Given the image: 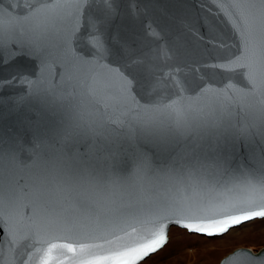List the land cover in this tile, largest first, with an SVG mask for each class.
Listing matches in <instances>:
<instances>
[{
    "label": "water",
    "instance_id": "water-1",
    "mask_svg": "<svg viewBox=\"0 0 264 264\" xmlns=\"http://www.w3.org/2000/svg\"><path fill=\"white\" fill-rule=\"evenodd\" d=\"M55 2L62 7L45 10L30 20L24 14L32 0H19V4L17 0L0 2L6 17L26 21L23 34L17 33L11 42L6 38L0 49V141L4 150H13L23 165H31L34 152L40 151L45 159L59 158L58 162L69 169L91 173L105 181L120 180L130 174V160L135 153H146L155 166H164L170 158L189 155L196 147L192 140L156 145L140 137L130 141L123 135L110 139L89 135L66 141L63 130L70 122L71 98L63 65L56 69L61 75L51 73L50 62L55 56L63 58L73 72L83 69L102 78L107 66H114L134 76L130 92L133 109L168 100L170 94L177 108L195 110L215 105L221 110L236 107L239 111V106L244 105L250 113L264 108V0H111L110 5L100 0H80L82 11L76 7L77 0ZM45 23L50 24V31L45 50L38 51L40 38L33 28ZM100 44L106 51L100 60L103 68L96 67ZM245 44L247 57L242 60L239 54ZM165 49L172 55H167ZM42 63L49 69L43 74ZM241 63L246 67H239ZM39 81V90L35 83H29ZM181 81L189 85L188 94L181 88ZM122 113L126 109L113 111L117 123L110 125L112 129L123 131L120 119L134 122L148 118L144 113ZM208 143L201 142L204 146ZM218 150L233 157V169L241 165L255 168L252 157L264 153V140L259 136L229 139ZM190 192L191 199L177 197L170 211L194 230L170 224L167 241L171 227L205 237L221 236L201 234L199 229L217 232L231 223L225 217L239 215L231 210L233 203L254 211L264 210V189L259 186L255 191L235 186L224 196ZM154 199L142 196L140 202L146 210L135 217H121L113 210L117 205L102 202L95 205L97 214L83 220L78 229H44L29 241L24 240L29 232L26 223L5 206L3 219L11 224L12 232L0 226V264H42V258L52 264H74V254L67 248L48 249L52 244L74 245L80 238L77 232L98 237L97 243L107 239L115 246L138 248L160 233L162 213L151 202ZM221 202L228 205V211L216 206ZM261 218L264 217L246 222ZM10 244L15 252L10 250ZM225 262L264 264V247L256 252L236 248L218 264Z\"/></svg>",
    "mask_w": 264,
    "mask_h": 264
},
{
    "label": "snow or ice",
    "instance_id": "snow-or-ice-1",
    "mask_svg": "<svg viewBox=\"0 0 264 264\" xmlns=\"http://www.w3.org/2000/svg\"><path fill=\"white\" fill-rule=\"evenodd\" d=\"M91 2L95 0H83V3ZM100 2L111 4V0ZM17 3L19 4V0ZM58 7L62 5L57 4L55 0H32L24 15L26 20H30L45 10ZM76 7L82 11L83 4L80 0H77ZM19 15L20 13H17L18 17ZM25 23L26 21L20 19L6 17L0 10V49L5 46L6 38L11 42L17 33L23 34ZM33 31L40 38L37 50H45V39L50 31V24L36 25ZM99 47L100 56L97 57L96 67L103 68L100 60L106 51L102 44ZM165 53L172 55L168 49H165ZM239 55L242 60L247 57L246 44ZM50 63L53 76L61 75L56 71L61 65L63 73L67 76L65 83L68 85L67 94L71 98V116L69 124L63 130V138L66 141L89 135L103 139L123 135L130 141L140 137L156 145H171L181 140H192L196 147L189 155L170 158L164 166H155L146 153H135L130 160L131 172L126 178L105 181L103 177L69 169L58 162L59 158L45 159L40 151L34 152L35 159L31 165H23L13 150H4L3 142L0 141V226L6 227L10 234L12 226L3 219L5 206L12 209L15 215L26 223L29 232L24 240L29 241L44 229H78L83 220L91 219L97 214L95 205L102 202L117 205L113 210L121 217H135L146 210L140 198L154 196L155 199L151 202L162 213L159 218L160 233L138 248L115 246L107 239L97 243L98 237L87 232H77L80 238L74 241V245L52 244L48 249L50 252L57 247L67 248V251L74 254V264H138L140 260L167 243L166 233L170 224H176L189 231L194 230L191 224L183 223L170 211L172 205L177 203V197L191 199L190 190H199L206 194L216 192L217 196H224L231 193L233 187L240 185L243 190L255 191L257 186L264 189V153L252 157L255 168L241 165L238 169H233V157L218 150L221 144H226L229 139L259 136L264 140V108L257 113H250L244 105L239 106V111L236 107L221 110L215 105L195 110L177 108L171 102L170 94L168 100L133 109L130 92L135 77H129L121 68L107 66L106 75L101 78L83 69L73 72L69 64L59 56H55ZM239 67L244 68L246 65L241 63ZM48 70L47 65L42 63V74ZM41 82L29 83H35L39 90ZM117 82L120 84L119 88ZM2 85L3 82H0V86ZM180 86L184 93L188 94L189 85L181 81ZM135 103L140 105L138 100ZM121 109H126V113L122 115L139 116L144 113L148 118L136 119L134 122L120 119L119 126L123 131H117L110 127L111 124L117 123L112 113ZM202 141L210 143L204 146ZM216 206L228 211V205L223 202ZM231 210L239 213L225 217V221L230 220L231 223H227L217 232H205L201 228L200 233L222 235L229 227L264 217V210L254 211L236 203L231 205ZM10 250L15 252L12 244ZM2 251L3 241L0 239V255ZM42 264L52 262L42 258Z\"/></svg>",
    "mask_w": 264,
    "mask_h": 264
},
{
    "label": "rangeland",
    "instance_id": "rangeland-1",
    "mask_svg": "<svg viewBox=\"0 0 264 264\" xmlns=\"http://www.w3.org/2000/svg\"><path fill=\"white\" fill-rule=\"evenodd\" d=\"M240 247L253 252L264 247V218L243 223L215 237L171 227L167 243L139 264H218L222 257Z\"/></svg>",
    "mask_w": 264,
    "mask_h": 264
}]
</instances>
